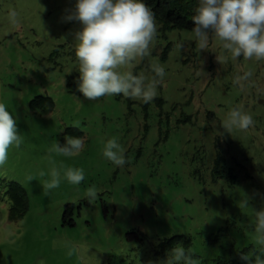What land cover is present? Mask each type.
Segmentation results:
<instances>
[{"label": "rangeland", "instance_id": "374dc122", "mask_svg": "<svg viewBox=\"0 0 264 264\" xmlns=\"http://www.w3.org/2000/svg\"><path fill=\"white\" fill-rule=\"evenodd\" d=\"M74 8L75 0H0V103L23 139L0 167V264H158L168 241L203 264H245L242 255L258 254L254 211L264 209V59L233 58L215 35L201 48L193 33L157 22L149 54L117 69L150 83L163 65L154 99L88 101L77 90L82 25L65 20ZM37 98L50 99L52 110H32ZM233 109L252 117L247 130L225 127ZM69 129L82 134L83 149L55 154ZM112 138L123 167L103 157ZM69 167L84 169L80 185L63 179ZM54 168L61 183L48 189ZM9 183L27 195L17 221L8 219ZM69 205L74 226L64 227Z\"/></svg>", "mask_w": 264, "mask_h": 264}, {"label": "clouds", "instance_id": "9594fccd", "mask_svg": "<svg viewBox=\"0 0 264 264\" xmlns=\"http://www.w3.org/2000/svg\"><path fill=\"white\" fill-rule=\"evenodd\" d=\"M196 14L192 17V33L203 48L210 35L222 42L223 49L233 58L264 59V0H198ZM12 24H18L15 9L8 12ZM68 22L77 21L82 27L74 40L78 42L75 56L79 62L77 90L88 101L101 97L123 95L140 98L150 103L155 97V88L166 75L163 65L152 68L154 73L149 83L146 77L131 72L121 73L118 67L129 64L136 57L149 54V48L157 35V21L153 11L144 0H75L74 11L65 17ZM182 47V45H178ZM253 123L252 117L239 109H233L226 128L247 130ZM75 126V125H74ZM66 143L53 145L57 155L72 157L84 147V138L66 137ZM23 139L17 128L16 118L4 103H0V167L8 160L11 146L19 148ZM103 157L112 164L123 167L127 160L122 146L116 138L109 139L103 148ZM41 176L45 173L41 172ZM51 179L46 180L48 189L60 186L61 173L52 169ZM29 181L32 177L28 178ZM74 186L85 179L83 168L69 167L63 172ZM89 202L97 199L95 187L87 189ZM249 207V200L242 202ZM255 241L259 246L255 253L242 255L245 264H264V209L254 211ZM72 255V252L69 253ZM158 264H203L190 249L177 244L166 253Z\"/></svg>", "mask_w": 264, "mask_h": 264}, {"label": "trees", "instance_id": "16d2710c", "mask_svg": "<svg viewBox=\"0 0 264 264\" xmlns=\"http://www.w3.org/2000/svg\"><path fill=\"white\" fill-rule=\"evenodd\" d=\"M144 2L153 11L156 21L162 25L164 31L180 30L192 33V28L195 26L192 17L196 14L198 0H144ZM69 87L71 86L69 85ZM30 106L32 110H52L53 103L48 98H37L30 103ZM66 137L82 138V134L75 129L67 130L65 137L60 142L61 146L66 143ZM7 196L11 203L9 221L22 219L28 209V200L24 189L16 183H9ZM76 209L74 205L64 208L61 218L62 226H74L72 216ZM174 243L175 241L165 242L163 247L171 249Z\"/></svg>", "mask_w": 264, "mask_h": 264}]
</instances>
